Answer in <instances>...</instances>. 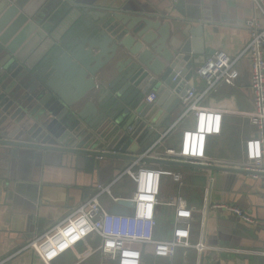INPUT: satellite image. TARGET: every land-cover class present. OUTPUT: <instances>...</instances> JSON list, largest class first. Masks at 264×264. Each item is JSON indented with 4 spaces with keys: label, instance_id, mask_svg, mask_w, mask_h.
Returning <instances> with one entry per match:
<instances>
[{
    "label": "water",
    "instance_id": "water-1",
    "mask_svg": "<svg viewBox=\"0 0 264 264\" xmlns=\"http://www.w3.org/2000/svg\"><path fill=\"white\" fill-rule=\"evenodd\" d=\"M132 1L0 0V156L29 163L35 194L36 169L54 155L93 172L139 161L253 175L140 157L183 111L194 70L208 59L210 23L196 8L177 18ZM150 91L153 104L144 101ZM131 206L119 199L110 212L125 216Z\"/></svg>",
    "mask_w": 264,
    "mask_h": 264
},
{
    "label": "crops",
    "instance_id": "crops-1",
    "mask_svg": "<svg viewBox=\"0 0 264 264\" xmlns=\"http://www.w3.org/2000/svg\"><path fill=\"white\" fill-rule=\"evenodd\" d=\"M132 3L136 7L144 6L156 13L177 18H186L195 8L198 9L206 16L203 19L210 23L203 30V49L207 58L215 51L237 57L248 44L246 23L253 16L250 0H133ZM236 69L239 75L233 86L221 85L200 102L201 106L220 109L223 113L221 132L218 136L208 138L206 158L200 165L242 170L243 143L254 135V129L245 116L254 108L250 58L247 53L240 57ZM193 87L201 92L204 84L196 77ZM181 113V110L173 112L169 126L164 128L174 127V130L163 142L164 146L152 151L151 157L163 158L164 149L177 147L181 131L192 126L191 118L179 121ZM161 114L157 115L158 120ZM62 158L54 155L40 169H36L35 194L27 188L33 182L29 179V163L9 161L0 156V262L44 264L33 248H27L30 243L73 214L94 192L97 183L105 185L123 170L122 164L110 170L104 163L93 172L78 168L74 159ZM146 166L173 172L181 177L180 183L169 177L162 180L154 239L169 241L176 224L190 223V242L195 245L202 241L205 250L198 253L193 248H178L168 257H158L153 254L151 247L145 246L142 264H264V254L241 252L264 251V190L261 178L193 167ZM123 180L121 187L116 188L120 181L111 188L115 199L129 198L134 189L129 179ZM20 181L25 186L18 185ZM165 190L169 198L167 201L162 198ZM101 202L105 208L109 206V210L106 209L111 211L114 203L110 197H102ZM170 203L190 210L191 218L177 220L176 209ZM225 205L243 210L256 224H246L237 219L223 208ZM97 245L98 241L94 237L89 238L52 264H112L94 252Z\"/></svg>",
    "mask_w": 264,
    "mask_h": 264
},
{
    "label": "built area",
    "instance_id": "built-area-1",
    "mask_svg": "<svg viewBox=\"0 0 264 264\" xmlns=\"http://www.w3.org/2000/svg\"><path fill=\"white\" fill-rule=\"evenodd\" d=\"M177 1L173 0V2ZM250 2L253 16L246 23L248 44L237 57H229L223 51H215L203 64L197 66L194 74L202 80L204 88L201 92H197L192 86L186 91L182 97L183 111L179 118V121L191 118L193 124L181 131L177 147L165 148L163 154L165 159L191 164H200L205 160L208 138L220 134L223 113L220 109L201 106L200 102L208 93L217 91L221 85H234L239 75L236 65L240 57L247 53L250 58L254 108L245 116L254 128V135L243 143L244 160L240 168L251 172L256 178H261L264 190V0H250ZM157 99L156 91H150L144 97L147 104H153ZM173 130L174 127L163 132L151 149L140 157H149L152 151L156 150L154 147L164 146L163 142ZM164 177H169L176 183L181 181L179 174L147 167L145 163L139 161L131 162L109 183L97 185L87 201L73 214L49 232L33 240L27 248H33L44 264H52L64 253L93 237L98 241L94 252L99 253L112 264H142L145 246L151 247L153 254L158 257H168L178 248H193L198 253L203 252L205 246L202 241L195 245L190 242V223L176 224L169 241L154 239L156 207L161 204L159 196ZM124 178L129 179L134 185L130 197L124 199L132 206L128 208L127 215L115 216L105 209L101 199L107 196L113 203H117L119 199L112 197L111 188ZM169 205L175 207L177 220L191 218L190 210L175 203ZM223 208L246 224H256L255 220L238 207L225 205ZM227 250L234 251V249ZM241 252L264 254V251Z\"/></svg>",
    "mask_w": 264,
    "mask_h": 264
},
{
    "label": "rangeland",
    "instance_id": "rangeland-1",
    "mask_svg": "<svg viewBox=\"0 0 264 264\" xmlns=\"http://www.w3.org/2000/svg\"><path fill=\"white\" fill-rule=\"evenodd\" d=\"M253 129H254V128H253ZM169 143H171V139L169 140ZM174 145H175V144H174ZM175 147H176V145H175ZM170 179H171V178H170ZM122 181H125V180H122ZM122 181L116 186V188L122 186V183H123ZM166 193H167V191L165 190V191L163 192V196H162L163 200H165V201L169 200V198L167 197V194H166ZM167 198H168V199H167ZM103 206H104V205H103ZM104 207H105V206H104ZM106 208L109 210V206H107ZM106 208H105V209H106ZM107 209H106V210H107Z\"/></svg>",
    "mask_w": 264,
    "mask_h": 264
}]
</instances>
